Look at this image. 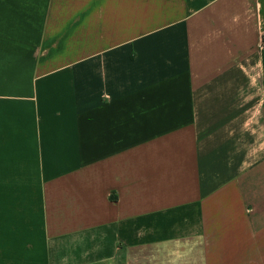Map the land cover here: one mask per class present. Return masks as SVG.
Wrapping results in <instances>:
<instances>
[{
  "label": "crops",
  "instance_id": "obj_1",
  "mask_svg": "<svg viewBox=\"0 0 264 264\" xmlns=\"http://www.w3.org/2000/svg\"><path fill=\"white\" fill-rule=\"evenodd\" d=\"M0 264H264V0H0Z\"/></svg>",
  "mask_w": 264,
  "mask_h": 264
},
{
  "label": "rangeland",
  "instance_id": "obj_2",
  "mask_svg": "<svg viewBox=\"0 0 264 264\" xmlns=\"http://www.w3.org/2000/svg\"><path fill=\"white\" fill-rule=\"evenodd\" d=\"M4 193H6V192H4ZM7 193H9V192H7Z\"/></svg>",
  "mask_w": 264,
  "mask_h": 264
}]
</instances>
